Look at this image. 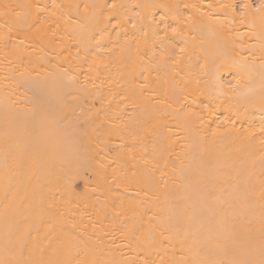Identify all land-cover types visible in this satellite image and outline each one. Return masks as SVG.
<instances>
[{
  "label": "bare ground",
  "instance_id": "bare-ground-1",
  "mask_svg": "<svg viewBox=\"0 0 264 264\" xmlns=\"http://www.w3.org/2000/svg\"><path fill=\"white\" fill-rule=\"evenodd\" d=\"M262 4L0 0V264H264Z\"/></svg>",
  "mask_w": 264,
  "mask_h": 264
},
{
  "label": "snow or ice",
  "instance_id": "snow-or-ice-1",
  "mask_svg": "<svg viewBox=\"0 0 264 264\" xmlns=\"http://www.w3.org/2000/svg\"><path fill=\"white\" fill-rule=\"evenodd\" d=\"M262 6H264V4H262ZM173 31H175V29H173Z\"/></svg>",
  "mask_w": 264,
  "mask_h": 264
}]
</instances>
